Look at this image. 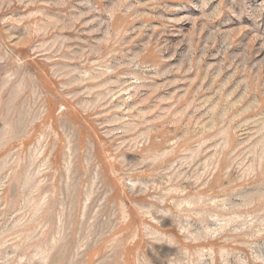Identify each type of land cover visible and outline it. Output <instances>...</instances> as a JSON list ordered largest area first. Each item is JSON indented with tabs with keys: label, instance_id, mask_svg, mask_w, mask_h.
<instances>
[{
	"label": "rangeland",
	"instance_id": "1",
	"mask_svg": "<svg viewBox=\"0 0 264 264\" xmlns=\"http://www.w3.org/2000/svg\"><path fill=\"white\" fill-rule=\"evenodd\" d=\"M0 264H264V0H0Z\"/></svg>",
	"mask_w": 264,
	"mask_h": 264
}]
</instances>
